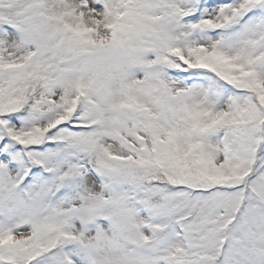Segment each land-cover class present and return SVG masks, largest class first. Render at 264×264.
<instances>
[{
    "label": "snow or ice",
    "instance_id": "snow-or-ice-1",
    "mask_svg": "<svg viewBox=\"0 0 264 264\" xmlns=\"http://www.w3.org/2000/svg\"><path fill=\"white\" fill-rule=\"evenodd\" d=\"M0 264H264V0H0Z\"/></svg>",
    "mask_w": 264,
    "mask_h": 264
}]
</instances>
